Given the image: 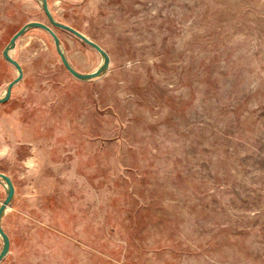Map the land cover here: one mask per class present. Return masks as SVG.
Masks as SVG:
<instances>
[{
    "label": "rangeland",
    "instance_id": "obj_1",
    "mask_svg": "<svg viewBox=\"0 0 264 264\" xmlns=\"http://www.w3.org/2000/svg\"><path fill=\"white\" fill-rule=\"evenodd\" d=\"M48 3L110 64L80 78L49 30L17 39L0 264H264V0ZM31 21L79 71L100 65L40 0H0V94L18 75L4 50ZM7 195L0 179V207Z\"/></svg>",
    "mask_w": 264,
    "mask_h": 264
},
{
    "label": "water",
    "instance_id": "obj_2",
    "mask_svg": "<svg viewBox=\"0 0 264 264\" xmlns=\"http://www.w3.org/2000/svg\"><path fill=\"white\" fill-rule=\"evenodd\" d=\"M42 5H43L44 9L46 10L50 20L54 24H57L60 27L65 28V29L73 32L74 34L79 36L81 39H83L85 42L89 43L90 45L95 47L97 50H99L102 53V55L105 56V66L103 68H98V69H95V70L88 72V73H83V72L79 71L78 69H76L72 65V63L67 58L66 53L62 47V42H61L57 32L54 30V28L50 24L42 22V21H31V22L25 24L19 31H17L12 36L10 43L8 44V46L4 50L5 57L9 61H11L13 64L16 65V67L18 69V75H17V77H15V79H13L12 81L9 82V84L7 86V92L4 95L0 96V102H4L10 98V96L12 94L13 86L23 78V75H24L23 66L12 55L11 50L14 49L17 39L31 26L44 27L45 29L49 30L53 34L55 41H56V44H57V47H58V50L62 56V59L66 65V67L77 77L88 79V78L98 76V75L104 73L106 71L105 70L106 67L109 66V64H110V55H109L108 51L99 42H97L96 40L91 38L89 35H87L83 31H81L80 29L76 28L75 26L57 20L54 16L52 10L50 9L48 0H42ZM0 177L5 178L8 182V185H7L8 195H7V198L5 199L4 203L0 207V234L2 235V237L5 240V246H4L3 250L0 252V262H1L4 259V257L8 254L9 248H10V237L7 234V232L4 230V227L2 225V218L4 216V213L7 209L8 204L10 202H12V200L14 199L16 187H15V184H14L12 177L10 175H8L7 173L0 171Z\"/></svg>",
    "mask_w": 264,
    "mask_h": 264
},
{
    "label": "bare ground",
    "instance_id": "obj_3",
    "mask_svg": "<svg viewBox=\"0 0 264 264\" xmlns=\"http://www.w3.org/2000/svg\"><path fill=\"white\" fill-rule=\"evenodd\" d=\"M40 2H41V4H42V0H40ZM62 47H63V49H64L63 44H62ZM11 51H12V50H11ZM104 66H105V56L103 55L102 61H101L100 65H99L96 69H98V68H103ZM106 69H108V66L106 67ZM106 69H105V70H106ZM6 92H7V88H6V89L0 94V96L4 95ZM0 179L5 183L6 186L8 185V182H7V180H6L5 178L0 177Z\"/></svg>",
    "mask_w": 264,
    "mask_h": 264
},
{
    "label": "crops",
    "instance_id": "obj_4",
    "mask_svg": "<svg viewBox=\"0 0 264 264\" xmlns=\"http://www.w3.org/2000/svg\"><path fill=\"white\" fill-rule=\"evenodd\" d=\"M15 79V78H14ZM9 84V83H8Z\"/></svg>",
    "mask_w": 264,
    "mask_h": 264
}]
</instances>
